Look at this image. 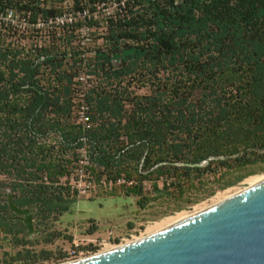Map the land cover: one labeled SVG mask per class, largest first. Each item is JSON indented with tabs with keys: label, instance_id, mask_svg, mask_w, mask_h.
Instances as JSON below:
<instances>
[{
	"label": "trees",
	"instance_id": "trees-1",
	"mask_svg": "<svg viewBox=\"0 0 264 264\" xmlns=\"http://www.w3.org/2000/svg\"><path fill=\"white\" fill-rule=\"evenodd\" d=\"M62 1L0 0V10L46 26L65 16ZM71 1L81 18L46 46L0 25L16 38L0 40V187L16 206L60 207L82 148L94 178L134 177L125 192L140 197L144 180L182 197L264 163V0H115L90 57L65 32L96 25L108 0ZM82 68L91 83L78 80ZM144 77L148 92H130Z\"/></svg>",
	"mask_w": 264,
	"mask_h": 264
},
{
	"label": "rangeland",
	"instance_id": "rangeland-1",
	"mask_svg": "<svg viewBox=\"0 0 264 264\" xmlns=\"http://www.w3.org/2000/svg\"><path fill=\"white\" fill-rule=\"evenodd\" d=\"M71 2V0L62 1V6L66 8L64 17L66 23H69V18L74 20L81 18L80 15L71 13L72 11L69 10ZM115 2V0H108L103 7L95 12L99 21L91 28L80 26L72 31L67 28L65 33L71 34L73 51L81 52L83 56L90 57L94 47L102 46L103 39L101 36L104 34L102 19L114 14ZM8 9L10 8L0 10L2 16L0 25L9 23L10 25L6 26L22 30L19 33L25 36L21 41L23 45H27L31 41L46 46L52 41V38H55L50 35L52 32L53 34L56 33V27H59L61 31L66 29L60 23H51L46 26H40L39 23L38 26L35 25L30 28L23 19L22 14L15 12L13 9L8 14ZM4 34L5 32L0 35V40L3 43L16 39L10 37L11 33ZM84 70L82 68L79 75L82 77L81 83L83 82L86 85L91 83L93 77L86 74ZM159 76L161 77L162 74L159 73ZM148 86L149 81L144 77L140 82L131 83L129 91L139 95L146 94ZM78 158L81 160L79 161L81 169H85L84 148L79 150ZM73 164L74 162L70 164L71 168ZM85 170L88 172L90 169L86 168ZM240 172H247V175L231 186L218 188V182L226 180V176L218 182L204 178L202 189L191 191V193H186L182 197L172 192L166 194L153 190L152 183L161 188L159 180H144L140 197L134 193L126 194L125 192L128 187L137 184L134 177H131L130 180L133 181L131 183L108 184L107 181L113 178L114 175L109 177L102 175L98 179L91 180L82 175L81 171L78 180H70V187L66 185V188L61 190L65 201L60 203V207L48 211L44 208H38L37 203L31 212L32 230L30 233L27 232L21 216L16 215L8 208L6 198L10 195L12 200L13 192L7 187H0V216L13 215L17 217V220H10L9 218L6 220L9 233L4 234L0 231V264H62L66 261L89 257L88 254H70L73 237L89 235L90 238H95L98 242L104 241L107 244L122 243L124 239L138 236L147 225L164 217L175 216L182 211H190L195 205L210 200L220 192L230 188L248 187L245 180L264 174V163L259 162L250 165ZM120 175L123 176L124 174L121 173ZM71 176H74V174L72 173ZM100 177L105 180L103 181L101 178L102 181H99ZM122 178L126 179L124 176ZM71 188L78 189V192L72 191ZM212 189L214 190L213 194L207 196L206 193ZM138 198H144L142 199V206L138 205ZM32 206L23 208L29 209ZM16 239L18 244L21 242V246L16 245ZM101 248L102 245H98L95 252Z\"/></svg>",
	"mask_w": 264,
	"mask_h": 264
},
{
	"label": "water",
	"instance_id": "water-1",
	"mask_svg": "<svg viewBox=\"0 0 264 264\" xmlns=\"http://www.w3.org/2000/svg\"><path fill=\"white\" fill-rule=\"evenodd\" d=\"M6 202L30 233L37 203ZM63 264H264V179L152 235Z\"/></svg>",
	"mask_w": 264,
	"mask_h": 264
},
{
	"label": "bare ground",
	"instance_id": "bare-ground-1",
	"mask_svg": "<svg viewBox=\"0 0 264 264\" xmlns=\"http://www.w3.org/2000/svg\"><path fill=\"white\" fill-rule=\"evenodd\" d=\"M263 179H264V174H261V175H257V176L247 178L245 180V182L248 184V187H250L251 185H253V184H255V183H257ZM248 187H246V188H248ZM246 188H230V189H227L223 192H220L216 196L211 198L210 200L203 202L201 204L195 205L190 211H182L180 213H177L175 216L164 217V218H162L156 222H153L150 225H147L144 228L143 232H141L138 236H133L130 239H124V241L122 243H119V244H107V243H105L102 245L101 249H99L97 252H95L92 255H95V254H98V253H101V252L122 246L124 244L139 240L141 238H144V237L152 235L156 232H159V231H161V230H163V229H165V228H167V227H169V226H171L177 222H180V221H182V220H184V219H186V218H188V217H190L196 213H199V212H201V211H203V210H205V209H207V208H209V207L233 196L234 194H236V193H238V192H240ZM92 255H90V256H92ZM76 260H78V259H76ZM72 261H74V260H72ZM66 262H70V261H66Z\"/></svg>",
	"mask_w": 264,
	"mask_h": 264
},
{
	"label": "built area",
	"instance_id": "built-area-1",
	"mask_svg": "<svg viewBox=\"0 0 264 264\" xmlns=\"http://www.w3.org/2000/svg\"><path fill=\"white\" fill-rule=\"evenodd\" d=\"M7 9V8H6ZM12 8L8 9V14H10V12H12L11 10ZM7 11V10H6ZM7 13V12H6ZM65 16L61 17V18H57L55 19V23H60L62 24L64 21H66V19H64ZM23 19L26 21V18L23 17ZM71 18H69L70 20ZM2 21V16H1V12H0V22ZM59 21V22H58ZM27 23V22H26ZM40 23V26L43 25L41 22H37L35 25L38 26V24ZM47 24H50L49 22ZM4 25H10L9 23H6ZM27 25L30 26V24L27 23ZM34 25V26H35ZM33 26V27H34ZM14 27V26H12ZM23 28V27H22ZM21 28V29H22ZM30 28H32L30 26ZM15 29V28H14ZM19 33L22 32V30H19L18 28L16 29ZM25 31V30H23ZM78 80H82V77H78ZM76 122L77 123H81V125H86V122H87V115L84 114V111H83V108L80 107V109L77 111V114H76ZM79 161H81L79 159ZM86 163V158H85V161H84V164ZM81 165L78 163V166L73 170V174L74 176H71L69 177L68 179V183L66 185H68L70 187V180H78V176H79V173H81L82 171V175L86 176L87 178H90L91 180L94 179V177L89 173L87 172L85 169H81L82 167H80ZM85 168V167H84ZM71 173V174H72ZM102 176V175H101ZM102 177H100L99 181L101 180ZM103 179V178H102ZM105 179H103L104 181ZM102 181V180H101ZM131 183V180H124L122 177H118L114 180L112 179H109L107 181L108 184H121V183ZM133 182V181H132ZM72 191H77L78 192V189L76 190L75 188H71ZM108 237H109V233L107 234V240H108ZM71 244H72V250L70 251V254H88V256H90V254H94L95 253V250H96V247L98 245H103L105 244L104 241H101V242H98L95 238H90L89 235H84V236H79L77 238H72L71 240Z\"/></svg>",
	"mask_w": 264,
	"mask_h": 264
},
{
	"label": "flooded vegetation",
	"instance_id": "flooded-vegetation-1",
	"mask_svg": "<svg viewBox=\"0 0 264 264\" xmlns=\"http://www.w3.org/2000/svg\"><path fill=\"white\" fill-rule=\"evenodd\" d=\"M10 219V220H17V217L16 216H13V215H11V216H6V215H1L0 216V231H2L4 234H7V233H9V229H8V227H7V223H6V220L7 219ZM20 231V230H19ZM21 234V233H20ZM19 234V235H20ZM17 235V234H16ZM18 244V242H17V239H16V245ZM18 245H20L21 246V242L18 244Z\"/></svg>",
	"mask_w": 264,
	"mask_h": 264
}]
</instances>
